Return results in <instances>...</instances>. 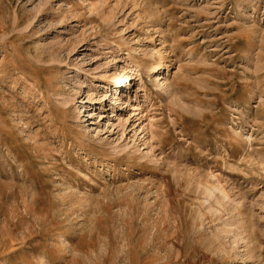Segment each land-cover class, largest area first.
Segmentation results:
<instances>
[{
  "label": "rangeland",
  "instance_id": "obj_1",
  "mask_svg": "<svg viewBox=\"0 0 264 264\" xmlns=\"http://www.w3.org/2000/svg\"><path fill=\"white\" fill-rule=\"evenodd\" d=\"M0 264H264V0H0Z\"/></svg>",
  "mask_w": 264,
  "mask_h": 264
},
{
  "label": "bare ground",
  "instance_id": "obj_2",
  "mask_svg": "<svg viewBox=\"0 0 264 264\" xmlns=\"http://www.w3.org/2000/svg\"><path fill=\"white\" fill-rule=\"evenodd\" d=\"M157 68V67H156ZM133 79H135V77H133V78H128V77H125L124 79H120V81H118V83H123V85L125 86H130V84H131V80H133ZM122 85V86H123Z\"/></svg>",
  "mask_w": 264,
  "mask_h": 264
}]
</instances>
